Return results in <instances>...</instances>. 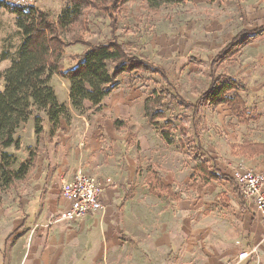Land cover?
Instances as JSON below:
<instances>
[{
	"label": "rangeland",
	"instance_id": "374dc122",
	"mask_svg": "<svg viewBox=\"0 0 264 264\" xmlns=\"http://www.w3.org/2000/svg\"><path fill=\"white\" fill-rule=\"evenodd\" d=\"M34 1V9L47 13L52 20L68 6L67 0ZM0 2L10 4L9 0ZM262 25L264 0H192L156 12L148 11L144 0H130L118 10L113 36L117 43L124 45L130 57L140 59L159 73L149 70L124 74L117 80V89L103 100L98 110L85 103L81 111L73 110L75 116L71 121V117L62 121L66 126L69 122L79 125L83 120L77 123L76 116H82L84 122L90 123L92 113L104 111L109 117L127 123L129 133L119 132L118 136L127 139L129 135L125 153L129 160L136 161L139 169V173L129 175L130 180L124 184L128 189V204L142 206L144 212L139 215L146 221H175L177 232L188 230L184 229V223L188 224L194 233L193 247L205 249L203 258L209 264H236L239 258L244 260L241 264H260L262 242L253 246L254 243L246 239L245 213L233 187L227 182L210 183L206 187L195 185L193 155L197 140L213 171L232 176L238 169H264V157L249 158L245 148L247 144H264V34L259 37L246 34ZM75 31L90 45L105 44L111 39L109 20L99 12L91 14L85 30ZM240 34L237 52L226 61L216 59ZM73 35L62 37L70 42ZM19 43L14 16L0 7V69L4 67L1 55L13 56ZM84 50L80 45L68 47L58 63V71L74 68L75 62L70 58ZM213 80L220 84L236 82L240 88L228 96H239L245 111L238 108L232 111L227 105L214 109L199 103ZM49 86L60 104L71 107L67 81L53 73ZM2 88L0 80V91ZM160 92H168L197 106V111L194 113L178 102H166L164 119L158 121L157 126H151L143 117V102ZM39 115L45 120L43 114ZM181 118L187 121L184 128L180 125ZM166 122L175 128L171 132L175 141L172 146L165 145L160 135ZM181 130L187 139L184 142ZM40 138L41 134L37 138L38 145ZM21 150V147L17 151L8 150L15 158V170L24 156L25 150ZM158 178L169 185L180 200L150 195L148 186L154 185ZM28 183V180L18 183L16 188L23 191L30 186ZM117 184L110 179L104 181L108 187ZM13 193L12 190L0 192V221L4 226L14 219L8 209L10 203L14 204L10 202ZM24 199L19 197L17 205L22 207Z\"/></svg>",
	"mask_w": 264,
	"mask_h": 264
},
{
	"label": "crops",
	"instance_id": "0c3cea01",
	"mask_svg": "<svg viewBox=\"0 0 264 264\" xmlns=\"http://www.w3.org/2000/svg\"><path fill=\"white\" fill-rule=\"evenodd\" d=\"M2 64L0 72L9 67L8 60ZM65 107L71 121L75 113L71 107ZM76 118L77 123L83 120L82 124L69 122L66 126L62 125V120L52 134L45 118L39 145L33 117L16 132L21 152L25 150L20 162L27 159L28 149L38 148L40 153L34 168L22 181L28 180L31 188L18 190L16 186L21 182H17L9 189L14 192L10 201L14 204L8 207L14 219L7 226L0 221V264H209L203 258L205 249L193 247L194 233L188 224L184 223V229L188 230L177 232L175 221H146L139 215L144 212L142 206L128 204V189L124 184L130 180L128 176L139 173V169L136 161L129 160L125 153L129 135L126 139L118 133H129V125L109 117L104 111L92 113L90 123L84 122L82 116ZM116 121L120 126H114ZM255 156L258 155L249 158ZM77 172L97 180L102 189L103 208L78 221H61L70 207V202L62 196V187ZM107 179L118 182V186H105ZM197 184L202 185L196 178ZM229 184L245 213L246 239L254 243L253 246L262 242L259 261L264 264V232L255 207L246 204L234 181ZM19 197L26 198L22 207L16 203ZM17 214L22 216L18 218ZM195 244L199 245L197 241Z\"/></svg>",
	"mask_w": 264,
	"mask_h": 264
},
{
	"label": "trees",
	"instance_id": "16d2710c",
	"mask_svg": "<svg viewBox=\"0 0 264 264\" xmlns=\"http://www.w3.org/2000/svg\"><path fill=\"white\" fill-rule=\"evenodd\" d=\"M68 6L61 12L56 20L49 18L48 14L34 8H19L0 2V7L15 18V29L20 37V43L13 56L1 55V61L8 60L9 67L0 73L3 82L0 91V192L14 187L17 182L26 179L40 151L38 148L27 150V159L20 162L15 170V158L8 150L20 149L16 132L28 120L34 119V134L38 138L43 133V122L39 114H43L50 125V134L59 128L62 120H68L67 108L60 104L54 91L49 86L53 73L67 81L69 84V102L74 111H81L85 103L92 109L98 110L104 99L117 89V80L124 74L151 71L159 73L140 59L128 55L124 45L117 43L114 38L117 13L122 5L130 0H67ZM192 0H144L145 7L150 12H156L163 7L185 5ZM213 1V0H209ZM93 12L102 13L109 20L111 39L105 44L90 45L81 40L75 30H85L88 18ZM264 33V25L248 34L259 36ZM65 34H74L70 42L63 39ZM244 34V32H242ZM234 38L217 56L216 59L228 60L239 47L238 39ZM80 45L85 48L83 53L72 58L75 67L67 71H58V63L70 46ZM162 79L166 78L164 74ZM240 87L236 82L220 84L213 80L209 88L201 95L203 106L217 108L227 105L232 111L235 108L245 111V105L237 95L229 97ZM236 94V93H235ZM166 102H178L195 113L197 106L188 104L170 93H154L143 103V115L151 126H157L158 121L164 119L163 108ZM235 113V112H234ZM239 113V112H238ZM120 126L114 122V126ZM181 127H186L187 121L180 120ZM174 125L170 122L164 124L161 138L167 146L175 144L171 136ZM181 141H186L184 131L181 130ZM183 139V140H182ZM196 153L193 155L195 164V177L203 186L211 182L226 181L232 183L227 175L213 171L202 153L200 143L195 140ZM249 155H263V144H247ZM244 148V149H245ZM194 186V185H193ZM148 192L157 198L169 196L180 200L174 195L170 187H165L159 179L154 185L148 186Z\"/></svg>",
	"mask_w": 264,
	"mask_h": 264
},
{
	"label": "built area",
	"instance_id": "2783aa9c",
	"mask_svg": "<svg viewBox=\"0 0 264 264\" xmlns=\"http://www.w3.org/2000/svg\"><path fill=\"white\" fill-rule=\"evenodd\" d=\"M9 5L19 8H34V0H9ZM232 180L247 205H253L264 232V171L238 169ZM62 196L70 202L61 221L74 222L102 211V189L94 177L77 172L75 177L62 187ZM246 257V255H244ZM243 258H239L242 260Z\"/></svg>",
	"mask_w": 264,
	"mask_h": 264
}]
</instances>
